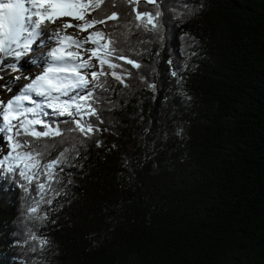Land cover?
<instances>
[{"label":"trees","instance_id":"16d2710c","mask_svg":"<svg viewBox=\"0 0 264 264\" xmlns=\"http://www.w3.org/2000/svg\"><path fill=\"white\" fill-rule=\"evenodd\" d=\"M90 1L139 67L99 78L88 138L66 116L18 137L44 152L21 165L70 151L52 180L3 165L0 264H264V0H139L162 39L127 0Z\"/></svg>","mask_w":264,"mask_h":264},{"label":"snow or ice","instance_id":"6c2138e0","mask_svg":"<svg viewBox=\"0 0 264 264\" xmlns=\"http://www.w3.org/2000/svg\"><path fill=\"white\" fill-rule=\"evenodd\" d=\"M26 2L32 4L33 8L36 7L33 0H0V73L9 70L22 71V65H18L16 61L29 51H35L31 47L34 38L47 35L40 31L39 23L33 19L34 16L43 18L44 14H48L57 7L71 8L79 6L84 8L86 12L76 14L69 11L60 14L82 20V24L65 23L63 25L64 28L76 27L80 31H85L88 27H94L98 23L105 24L108 19H118L119 17V13L113 12L103 19L89 18L91 11L94 9L88 7V0H83L79 5L72 3L71 0L59 5L49 3L46 6L42 5L43 13L31 11L26 16L25 13L29 12V9L25 7ZM146 2L157 4V0H146ZM127 3L132 8L135 19L141 21V24H138L137 27H145L156 33L157 38L162 39L161 29L163 25L159 19L161 13L159 11H140L139 0H127ZM96 7L98 8L99 4ZM24 33H26V36L21 41V36ZM94 36H99L103 43L94 40ZM49 38L55 40L57 44L60 42L58 35ZM68 39L79 49L78 51L58 54L60 49L57 47L52 48L45 57L33 58L32 63L41 67V73L35 77H23L29 80V83L24 85L23 88L17 89V95L9 99L7 103L0 101V133H10L9 140L12 139L13 135L17 137L15 146L9 145L11 149L9 153L4 157H0V174L5 171L3 165L7 163L6 170L8 172L23 177L29 184L40 175L47 176L49 180H52L53 170L60 167L62 160L66 158V154L70 149L65 147L55 159L47 162L37 159L34 166L27 163L21 165L17 163L21 156L41 157L44 152L32 147L33 140L25 139L21 141L18 137L32 134L39 139L49 137L53 131L55 135L63 136L64 133L60 129L54 128L49 120L66 116L69 118L66 122L75 125L69 131L79 132L84 138H88L99 131L90 120L92 116H97V119H99L94 107L97 102L96 88L104 86V81L99 78L111 75L124 83V76L118 75L115 71H109V69L122 68V65L113 63L114 60H124L128 64H132L133 67H139V64L135 61L125 56L116 55L119 51L115 47L116 41L103 30L89 33L88 37L82 41L75 37H68ZM86 43H92L95 47L84 48ZM84 52L90 53L87 59H84ZM98 52H104V55L98 56ZM69 57L75 58L71 59ZM8 58L13 59L11 62L5 63ZM93 59L96 60L95 64L92 63ZM92 69L96 70L92 71ZM173 74L175 75V73ZM0 79H3L2 75H0ZM20 79V76L14 77V81ZM0 88L8 91L13 90L9 83L0 85ZM37 125L40 130H36ZM25 128L28 129L27 132L24 131ZM2 146L0 144V147ZM44 147L47 148L48 145H44ZM17 148L21 151L17 152ZM24 149H28V151H24ZM21 186L24 187V185ZM37 187L40 193L43 194L45 184L39 182ZM25 191H28L27 187H25ZM35 210V208L32 209V211ZM33 238L35 239V237ZM44 243L46 241H41V244Z\"/></svg>","mask_w":264,"mask_h":264},{"label":"rangeland","instance_id":"374dc122","mask_svg":"<svg viewBox=\"0 0 264 264\" xmlns=\"http://www.w3.org/2000/svg\"><path fill=\"white\" fill-rule=\"evenodd\" d=\"M57 30H58V28H56V30L54 29L53 30V32H52V34H49L48 36L49 37H52V36H54V35H57L56 33H57ZM75 32V31H74ZM76 33V32H75ZM60 38V37H59ZM52 40V44H53V46H54V43H55V40H53V39H51ZM41 54L43 55V57H45V52H41ZM40 57H42V56H40ZM23 63L25 64H27L28 63V67L30 66L29 64H30V62H29V59L27 60L26 58H24L22 61H21V65H23ZM31 71V70H30ZM20 72L21 71H16V73L15 74H20ZM26 73H28V74H30L29 73V70H26ZM1 74V73H0ZM3 76V79H0V85H2V84H5V83H9L11 86H12V89H13V87H14V90L15 91H8L7 89H4V88H0V101H4V102H6V101H8L9 99H11L12 98V94H15V93H17V89H20L21 87H19L22 83H24V81L22 80V76H20L21 77V79L20 80H18V81H14V76L15 75H10V74H5L4 73V75H2ZM1 134V133H0ZM10 140H9V138L7 137L6 138V136L4 137V136H2V135H0V144H2L3 146L2 147H0V157H2L3 155H6V154H8L9 153V151L11 150L10 149V147L7 145V143L9 142Z\"/></svg>","mask_w":264,"mask_h":264},{"label":"bare ground","instance_id":"6f19581e","mask_svg":"<svg viewBox=\"0 0 264 264\" xmlns=\"http://www.w3.org/2000/svg\"><path fill=\"white\" fill-rule=\"evenodd\" d=\"M55 30H56V29H55ZM56 34H57V33H56ZM48 35H49V34H48ZM48 35L43 36V41L45 42L44 45H43V47L46 48V49L42 50V52H45V51L47 52V48H50V47L53 48V47H54L53 44H52V40L49 38ZM47 39H48V40H47ZM45 45H47V46H45ZM34 47H36V46H33L32 48H34ZM40 56L43 57L42 54H40ZM26 59L28 60V59H30V58H26ZM25 65L28 66V63H27V64L25 63ZM29 65H30V64H29ZM29 73H30V70H29Z\"/></svg>","mask_w":264,"mask_h":264}]
</instances>
